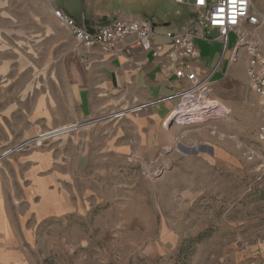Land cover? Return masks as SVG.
<instances>
[{"label": "rangeland", "instance_id": "obj_1", "mask_svg": "<svg viewBox=\"0 0 264 264\" xmlns=\"http://www.w3.org/2000/svg\"><path fill=\"white\" fill-rule=\"evenodd\" d=\"M254 6L264 16V0ZM210 42L198 62L228 66L210 95L226 113L169 124L155 104L116 117L142 104L81 116L64 68L71 34L45 0H0V264H264L248 55L232 60L235 34L225 55Z\"/></svg>", "mask_w": 264, "mask_h": 264}, {"label": "crops", "instance_id": "obj_2", "mask_svg": "<svg viewBox=\"0 0 264 264\" xmlns=\"http://www.w3.org/2000/svg\"><path fill=\"white\" fill-rule=\"evenodd\" d=\"M69 1L75 7L79 5V10L69 11L66 5L46 4L50 14L53 15L54 8L62 9L77 21L84 17L87 25L112 21L118 17L126 20H150L155 33L152 46L164 47L157 58L154 57L152 49L144 50L141 47H135L124 55H108L99 50H76L74 40L72 61L64 68L65 74L73 82L72 89L81 116L89 117L122 106L149 104L159 99H167L155 106L156 118L166 121L177 106L179 100L176 93L183 89V84L174 77L177 55L164 35L169 32L180 33L186 29L192 22L193 9L175 0H83L79 4L76 0ZM102 1L104 5L100 6ZM109 4L113 5L109 7ZM214 31L218 34L211 37L210 32ZM202 33L213 39L217 56L222 50L221 43L216 40L219 31L205 29ZM209 43L211 42L202 39L195 41L200 52L195 67L200 75L216 69L213 78L219 80L225 76L228 66L219 74L220 62L215 64V59L210 64L198 62L202 60L203 47H208ZM161 107L162 112L159 110Z\"/></svg>", "mask_w": 264, "mask_h": 264}, {"label": "built area", "instance_id": "obj_3", "mask_svg": "<svg viewBox=\"0 0 264 264\" xmlns=\"http://www.w3.org/2000/svg\"><path fill=\"white\" fill-rule=\"evenodd\" d=\"M53 6L55 0H45ZM179 4L191 7L198 13L202 21L190 25L180 33L169 32L164 38L170 42L177 55L174 77L183 84V89L176 93L180 100L177 113L187 117H199L211 113L222 112L221 107H216L210 100L213 91L214 69L200 75L195 67L200 52L195 46V41L202 39L210 41L211 38L203 35L205 29L219 31L216 38L222 44V53L229 51L230 35H236V42L231 49L232 60L240 51L248 55L247 79L257 97L260 124L257 130L259 149L247 147V160L261 162L264 168V41L260 32L264 28V16L255 11V0H175ZM54 18L72 35L76 43V50H99L102 54L124 55L135 47L144 50L152 49L154 57L163 51L162 45L152 46L155 35L153 23L147 19L126 20L118 17L112 21L93 23L87 25L85 18L77 21L62 9H53ZM167 99H159L152 103L142 105L132 110H125L116 115L122 117L126 113L142 110L149 105H157ZM217 108V109H216ZM215 110V111H214Z\"/></svg>", "mask_w": 264, "mask_h": 264}, {"label": "bare ground", "instance_id": "obj_4", "mask_svg": "<svg viewBox=\"0 0 264 264\" xmlns=\"http://www.w3.org/2000/svg\"><path fill=\"white\" fill-rule=\"evenodd\" d=\"M211 102H212V104H214V106H216V107H217V106L221 107V108H222V112H226L224 106L218 104V103L215 102V101H211ZM177 116H179V114L177 113V109H175L174 112H173V113L168 117V119L166 120L167 123L170 124L171 122H173V121L177 118ZM186 116H188V115H186ZM69 128H71V127H64V128L58 129L57 131H55V133L53 134V136H54V135H55V136L60 135L61 133L67 131V129H69Z\"/></svg>", "mask_w": 264, "mask_h": 264}]
</instances>
